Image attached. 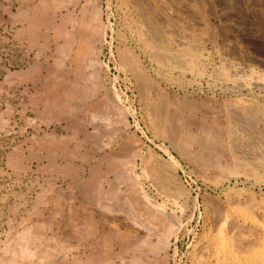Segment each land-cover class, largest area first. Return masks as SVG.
Segmentation results:
<instances>
[{"label":"rangeland","instance_id":"1","mask_svg":"<svg viewBox=\"0 0 264 264\" xmlns=\"http://www.w3.org/2000/svg\"><path fill=\"white\" fill-rule=\"evenodd\" d=\"M219 212L256 264L264 0H0V264H216Z\"/></svg>","mask_w":264,"mask_h":264},{"label":"bare ground","instance_id":"2","mask_svg":"<svg viewBox=\"0 0 264 264\" xmlns=\"http://www.w3.org/2000/svg\"><path fill=\"white\" fill-rule=\"evenodd\" d=\"M41 3V2H40ZM42 4V3H41ZM44 4V3H43ZM42 4V5H43ZM42 9V8H41ZM45 11V10H44ZM83 11V10H82ZM95 11V10H94ZM43 12V11H42ZM45 13V12H44ZM34 15V14H33ZM92 15V14H91ZM32 16V15H31ZM41 17V16H40ZM83 17V16H82ZM28 19V18H27ZM33 19V18H32ZM31 19V20H32ZM40 20V19H39ZM20 21V20H19ZM33 21V20H32ZM100 22V21H99ZM89 23V22H88ZM80 25V24H79ZM80 28V27H79ZM28 30V29H27ZM32 30V29H31ZM26 31V30H25ZM83 31V30H82ZM85 31V30H84ZM96 31V30H95ZM36 32V31H35ZM81 32V31H80ZM88 32V31H87ZM23 33H24V31H23ZM89 33V32H88ZM98 33V32H97ZM32 34V33H31ZM90 34V33H89ZM92 34V33H91ZM46 35V34H45ZM78 36V35H77ZM26 37V36H25ZM52 39V38H51ZM80 47V46H79ZM76 48H77V46H76ZM79 50V49H78ZM80 51V50H79ZM79 56V55H78ZM84 56V55H83ZM81 59V58H80ZM78 60V59H77ZM80 61V60H79ZM86 62V61H85ZM69 63V62H68ZM76 65V64H75ZM64 68H66V67H64ZM73 69V68H72ZM56 71V70H55ZM68 71V70H67ZM80 71V70H79ZM59 72V71H58ZM69 72V71H68ZM61 73V72H60ZM60 85H62V84H60ZM65 85V84H64ZM63 85V86H64ZM56 87H58V86H56ZM60 87V86H59ZM48 90V89H47ZM49 91V90H48ZM69 91V90H68ZM50 93V92H49ZM64 93V92H63ZM56 97V96H55ZM60 98V97H59ZM95 103V102H94ZM161 110V109H160ZM193 110V109H192ZM157 111H159L158 109H157ZM162 111H164V110H162ZM162 111H160V112H162ZM158 113V112H157ZM160 115V114H159ZM163 115H165V114H163ZM163 115H162V117H163ZM168 116V115H167ZM157 117V116H156ZM164 118V117H163ZM172 118V117H171ZM173 119V118H172ZM158 120H159V118H158ZM169 120V119H168ZM163 121V120H162ZM162 121H161V123H162ZM170 122V121H169ZM171 122L173 123H171L172 124V126L166 131V135H167V139L169 140V142H170V149L168 150V153H169V160L170 161H173V164H178L179 166H181V163H180V159L179 158H184V155H185V153L187 154L188 152H186L187 150H189V149H187L186 150V144H187V141H189V140H186V136L188 135H186L185 137L184 136H182L181 134H180V132L178 131V129H177V127H176V124L171 120ZM165 123V122H164ZM168 123V122H167ZM218 123V122H217ZM213 125V124H212ZM217 126V125H216ZM207 130V129H206ZM210 131V130H209ZM202 133V132H201ZM184 135V134H183ZM199 135V134H198ZM201 135V134H200ZM193 136V135H192ZM195 136V135H194ZM202 136V135H201ZM189 137V136H188ZM187 137V138H188ZM204 137V136H203ZM194 138V137H193ZM205 138H206V135H205ZM189 139V138H188ZM200 140H199V142L201 143V141L204 143L205 141H203L204 139H202V138H199ZM202 139V140H201ZM189 142H191V141H189ZM198 142V143H199ZM205 146V145H204ZM211 146V145H210ZM213 146V145H212ZM173 152H175L178 156H176V155H174L173 154ZM223 152V151H222ZM191 154V153H190ZM215 154V153H214ZM223 155V154H222ZM211 159V158H210ZM190 161V160H189ZM175 162V163H174ZM196 164V163H195ZM176 165H175V167H176ZM209 165V164H208ZM178 167V166H177ZM209 167H210V165H209ZM94 175V174H93ZM96 178V177H95ZM97 179H98V177H97ZM95 181V180H94ZM214 205V204H213ZM222 208V207H221ZM220 211V210H219ZM224 211V210H223ZM222 211V212H223ZM256 212V211H255ZM220 214L218 215L217 214V216H219V218L217 217L216 219H218L217 220V225L219 226H217L218 228H217V231H219L220 232V237H219V239L216 241V242H212V243H209L210 244V246L212 247V250H214V252H213V254L216 256V264H232L231 263V261H233L234 259H236L237 258V254H236V249H238L239 250V248H241L240 247V239L237 237V232L235 231L236 229H234V226L233 225H231L230 223H228V224H226V226H225V229H224V231H223V229H222V227H221V225L223 224V220H222V214H221V212H219ZM224 214H225V212H224ZM219 220L221 221V222H219ZM214 223V222H213ZM215 223V224H216ZM214 224V225H215ZM243 227V226H242ZM253 228V227H252ZM129 233V232H128ZM116 234V233H115ZM217 235V234H216ZM229 235V236H228ZM131 236V235H130ZM216 239V238H215ZM252 241V240H251ZM250 241V242H251ZM210 242V241H209ZM242 242V241H241ZM125 243V242H124ZM136 243V242H135ZM257 243V242H256ZM132 244V243H131ZM131 244H130V247H131ZM249 244V243H248ZM261 244V243H260ZM150 246V245H149ZM144 247V246H143ZM147 247H148V245H147ZM244 247V246H243ZM248 247V246H247ZM139 248V247H138ZM244 248H246V247H244ZM243 250H245V249H243ZM250 250V249H249ZM253 250V249H252ZM250 251L249 252V254H248V256H249V258L252 260V261H254L256 264H262V263H264V257L262 258L261 256H260V253L259 252H257V250H255V251ZM139 251V250H138ZM241 251V250H240ZM240 253V252H239ZM263 254H264V252H263ZM238 258H239V256H238ZM241 258V257H240ZM242 258H244V257H242ZM138 259V258H137ZM132 260H133V258H132ZM140 260V259H139ZM240 261H241V259H240ZM249 262L252 264V262L249 260ZM147 263V262H146ZM152 264V263H151ZM154 264V263H153ZM235 264V263H234ZM246 264V263H245ZM248 264V263H247Z\"/></svg>","mask_w":264,"mask_h":264}]
</instances>
